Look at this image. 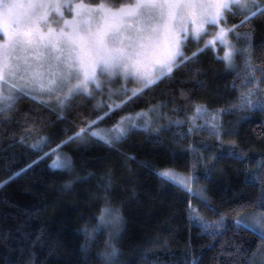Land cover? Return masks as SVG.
Masks as SVG:
<instances>
[{
  "label": "trees",
  "instance_id": "trees-1",
  "mask_svg": "<svg viewBox=\"0 0 264 264\" xmlns=\"http://www.w3.org/2000/svg\"><path fill=\"white\" fill-rule=\"evenodd\" d=\"M243 19L244 13L237 12L227 23L239 25ZM235 31L251 34L250 40L235 33L228 38L237 48L249 49L256 70L252 83H243L247 69L241 53L227 68L208 45L171 79L142 91L93 126L110 127L120 116L152 109L147 130L132 128L112 145L88 129L56 148L109 112L108 105L97 109L83 93L64 109L65 119L57 118V105L29 96L16 101L10 120L0 114V181L19 172L0 186V264H248L253 254L256 264L264 241L231 221L264 212L258 206L264 199V107L220 110L238 103V90L253 89L251 99L264 102V12ZM204 44L203 39L199 45L190 41L185 51ZM222 50L218 45L217 52ZM197 105L206 111L197 115ZM210 123L221 127L223 145ZM230 151L242 155L236 158ZM57 152L71 157V170L50 167ZM162 168L191 175V192L159 176ZM104 206L118 210V224L98 222ZM196 215L199 221L190 219ZM222 216L224 227H201ZM97 226L95 240H87L83 229ZM109 233L119 249L111 262L97 255L110 251Z\"/></svg>",
  "mask_w": 264,
  "mask_h": 264
},
{
  "label": "snow or ice",
  "instance_id": "snow-or-ice-1",
  "mask_svg": "<svg viewBox=\"0 0 264 264\" xmlns=\"http://www.w3.org/2000/svg\"><path fill=\"white\" fill-rule=\"evenodd\" d=\"M237 12L244 13V19L239 22L242 25L258 12H264V3H258V0H0V114L4 115L5 121L10 120L9 114L15 109L16 101L24 96L41 104L45 103L44 96H55L60 109L57 118L65 119L64 109L74 96L81 93L92 96L94 89L102 90L104 84H111L114 78L124 81L131 78L140 87L123 88L120 94L125 96L124 101L113 102L108 106L109 112L89 120L85 127L61 141L56 148L81 138L88 129H91L90 135L108 145L126 137L132 128L147 130L150 120L137 123L140 116L147 117L144 110L120 116L106 129L93 126L142 91L164 78L171 79L175 71L195 60L209 43L217 39L225 48L223 60L226 67H231L235 54L241 53L247 69L243 83L253 82L256 70L249 62V49L237 48L228 39L235 33L238 38L243 36L250 40V33H238L235 30L239 25L227 23L228 16ZM206 26L214 29L211 40L205 41L204 47L186 52L190 41L199 45V40L207 35ZM129 91L131 97L126 95ZM238 92V103L220 111L264 107V102L251 99L253 89ZM112 94L113 90L109 88V96ZM180 94L186 96L183 89ZM102 104V100H97L95 107L99 109ZM205 111L203 106H196L197 115ZM175 123L183 121L176 120ZM194 129L195 126L189 132ZM209 130L223 145L221 127L210 123ZM39 139L47 140L46 137ZM31 147L36 149L38 146L33 144ZM228 155L239 158L242 153L230 151ZM50 167L71 170V157L66 153L56 155ZM157 174L189 192L192 190L191 175L170 168L161 169ZM18 175L19 172H14L7 180L0 181V186ZM258 206L264 207V199ZM246 215L252 216L255 223H248L245 216L238 215L231 221L232 226L258 233L264 241V212ZM120 219L118 210L108 206L102 207L98 216L99 223L113 225ZM190 219L199 221L201 217L196 215ZM201 227H224V218L222 216L214 223L205 221ZM98 230V226L83 229L87 240H95ZM111 236L109 233V239L105 241L110 251L97 253L110 262L119 254ZM87 246L81 247L86 249ZM248 264H255L254 254Z\"/></svg>",
  "mask_w": 264,
  "mask_h": 264
},
{
  "label": "rangeland",
  "instance_id": "rangeland-1",
  "mask_svg": "<svg viewBox=\"0 0 264 264\" xmlns=\"http://www.w3.org/2000/svg\"><path fill=\"white\" fill-rule=\"evenodd\" d=\"M73 2H75V0H73ZM206 27H208L207 35H204L203 38H201V39H203L204 41H210L211 38L214 36V29L211 26H206ZM209 45L212 47V49L216 53L217 57L221 58L223 60V56H224V52H225L224 45L222 43H220V41L218 39L214 42L209 43ZM218 45H221L223 47L222 53H220V54L217 52ZM224 63H225V61H224ZM233 65L231 67H227V68H232ZM125 87L128 89H132V88H138V87H140V85L138 84V82H136L135 80H133L131 78L128 79L127 81H124L123 79H119V78H114L111 84L105 83L102 90H95L94 89L93 95L89 96V97H91L95 103L97 100H102L103 101L102 105H108L109 106L113 102L118 103L122 98H125L124 95L120 94L123 91V88H125ZM109 88H111L113 90V94L111 95V97L109 96ZM131 94L132 93L129 91L126 95L129 96ZM44 100H45V103H47V104L51 103V104L57 105V100H56L55 96H52L51 98H49L48 96H44ZM145 112L148 113L147 117L140 116L137 119V123H144L146 120H151V113H149L148 111H145ZM106 128H108V127H99L97 129H106ZM56 155L63 156V154L57 152V153H55L53 159L56 157ZM162 169H164V168H162ZM170 169H173V168H170ZM174 170H176V169H174ZM176 171L178 173H181L184 175H189V174H186V173L178 171V170H176ZM192 188L193 187H192V182H191V189ZM256 213H259V212H256ZM247 214H249V213H247ZM242 216H245L248 223H255V221L252 219V216L246 215V214H244ZM109 223L110 222L103 223V224H109ZM256 264H264V250L259 254L258 260L256 261Z\"/></svg>",
  "mask_w": 264,
  "mask_h": 264
}]
</instances>
